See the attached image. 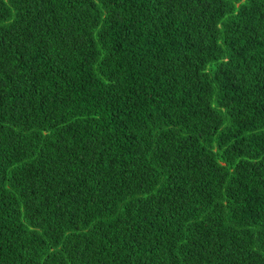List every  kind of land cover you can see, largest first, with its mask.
<instances>
[{"label":"trees","instance_id":"obj_1","mask_svg":"<svg viewBox=\"0 0 264 264\" xmlns=\"http://www.w3.org/2000/svg\"><path fill=\"white\" fill-rule=\"evenodd\" d=\"M0 264H264V0H0Z\"/></svg>","mask_w":264,"mask_h":264}]
</instances>
